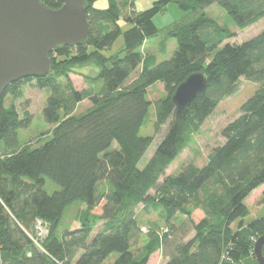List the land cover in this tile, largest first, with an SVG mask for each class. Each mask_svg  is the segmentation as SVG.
I'll return each instance as SVG.
<instances>
[{
  "label": "trees",
  "instance_id": "1",
  "mask_svg": "<svg viewBox=\"0 0 264 264\" xmlns=\"http://www.w3.org/2000/svg\"><path fill=\"white\" fill-rule=\"evenodd\" d=\"M61 1L40 0L52 10ZM97 1L86 0L87 44L57 47L48 76L17 81L0 100L3 264H103L112 254L117 255L112 264H148L157 251L163 264H257L253 245L264 236V217L246 223L245 200L264 186V31L239 45L226 43L233 33L204 10L218 5L243 30L264 19V0H155L140 13L134 11L135 0H108L104 9L92 7ZM170 3L185 15L157 28L153 18ZM123 22L129 26L125 31ZM120 36L124 48L106 55ZM159 37L158 53L143 54L142 48ZM169 39L176 49L165 59ZM86 64L98 71L84 81L101 82L98 90L73 86L74 69ZM194 73L205 75L206 88L190 104L186 119L178 120L172 95ZM242 78L258 88L241 105V115L222 129L223 143L211 149L202 168L189 161L177 176L164 177ZM25 84L50 91L42 116L51 128L34 146L19 141L32 117L25 110L21 118L13 104L23 99ZM157 84L165 95L152 102L148 91ZM5 96L12 99L8 106ZM85 101L90 106L77 114ZM151 106L154 135L165 130L139 168L154 140L139 135ZM46 181L58 189L48 194ZM78 202L84 204L76 215L79 227L58 237L64 210ZM150 202L163 207L166 230L148 229V241L134 253L133 241L142 233L135 211ZM260 203L264 208V190ZM195 211L203 214L198 222L192 219ZM178 217L183 219L174 224ZM35 220L47 225L42 251L26 235L33 233Z\"/></svg>",
  "mask_w": 264,
  "mask_h": 264
},
{
  "label": "rangeland",
  "instance_id": "2",
  "mask_svg": "<svg viewBox=\"0 0 264 264\" xmlns=\"http://www.w3.org/2000/svg\"><path fill=\"white\" fill-rule=\"evenodd\" d=\"M155 0H135L134 1V11L135 12H143L151 7ZM108 6V0H100L94 2L92 7L97 9H104ZM204 13L214 20L219 26L225 27L230 30L234 37L228 40L226 43L239 45L243 42H246L260 33L264 31V19L258 21L252 26L240 30L230 19V17L221 9L218 5H211L204 10ZM185 15L184 12L180 11L178 7L174 3L168 4L165 9L157 14L153 18V23L157 28H162L171 24L173 21H176L182 18ZM122 23V22H121ZM129 28V26L125 25L123 22L122 30L125 31ZM161 42L160 37L158 39L152 40L146 46L142 48V53L147 55L150 53L157 54L159 43ZM167 46V56L165 59L170 58L175 49L176 42L174 39H169L166 42ZM124 48L123 38L120 36L112 45L111 49L106 51V55H113L117 52L121 51ZM221 48V47H220ZM76 72L75 75H71L70 79L72 80L73 86L77 90H82L87 88V84L84 81L83 76L95 77L97 73V68L93 67L90 64L78 66L74 69ZM139 70L131 76L128 82L136 78ZM96 81L90 83L89 85L94 89H99L101 87V82L95 84ZM127 82V83H128ZM258 85L248 82L245 79H240L236 89L233 91L232 95L225 98L217 107V109L213 112V114L204 122V124L200 127V131L193 135L191 138V142L187 148H185L181 154L177 157V159L168 167L166 170L164 177L177 176L180 172V169L183 164L189 161H193L194 164L198 168H202L206 163V157L210 153L211 149L217 147L218 145L223 143V139L221 137L222 129L230 122L238 118L240 114L241 105L251 97L254 92L257 90ZM50 91L48 89L40 90L34 85L26 86L23 89V99L14 101V107L18 111L19 115L22 118L23 112L26 110L32 117L31 125L26 130L19 131V141L22 144L30 143L31 146H34L35 141L40 137L41 140L47 138L46 134H48L51 126L46 124L43 120L42 110L44 109L46 99L48 98ZM164 91L162 85L157 84L151 87L148 91V99L150 101H155L163 97ZM12 99L10 96H5L3 100L4 106H8ZM90 104L85 101L81 103L76 113H81L86 110ZM163 131L157 135H154V107L151 106L148 109L147 116L143 126L139 131V135L142 137L153 136L154 140L152 144L149 146L147 152L139 162L138 167L143 168L145 164L149 161L150 157L155 152L157 145L160 141V138L164 132ZM43 135V136H42ZM116 145L112 146L114 149ZM162 181V178L160 182ZM45 191L48 194H51L55 190L58 189L56 185H54L50 181H46V185L44 187ZM264 190V186L256 189L251 195L245 200V204L248 207L250 214L245 219V222L248 223L254 219L263 218L264 217V208L261 205V194ZM148 207L140 206L136 209V220L140 227L142 228L141 235L137 238V240L133 241L132 250L133 252H137L140 250L148 241L146 236L147 230L150 228H156L161 231H165L166 221H165V211L162 206L158 204H154L152 202L146 203ZM84 209V204L75 203L69 207H67L61 217V220L56 229V235L61 237L64 232L72 231L79 227V224L76 221V215L78 211ZM203 217L201 211H195L192 215V219L195 222H198ZM182 217H178L177 220L173 219L174 224H178ZM102 223L98 224L96 229L94 230L92 237L100 231ZM117 258L116 254H112L103 262V264H112ZM165 259L163 258L160 251L155 252L151 255L148 264H163Z\"/></svg>",
  "mask_w": 264,
  "mask_h": 264
},
{
  "label": "water",
  "instance_id": "3",
  "mask_svg": "<svg viewBox=\"0 0 264 264\" xmlns=\"http://www.w3.org/2000/svg\"><path fill=\"white\" fill-rule=\"evenodd\" d=\"M52 10L40 0H0V100L17 81L41 79L52 71L50 54L60 46H84L89 30L86 0H62ZM207 85L203 73H194L177 86L172 103L178 120ZM264 236L253 245L257 264H264Z\"/></svg>",
  "mask_w": 264,
  "mask_h": 264
},
{
  "label": "built area",
  "instance_id": "4",
  "mask_svg": "<svg viewBox=\"0 0 264 264\" xmlns=\"http://www.w3.org/2000/svg\"><path fill=\"white\" fill-rule=\"evenodd\" d=\"M47 233H48L47 225L40 220H35L33 233L27 231L26 235L29 238V240L32 242V244L35 245L36 248L42 251L40 247V243L45 239ZM0 264H3L1 248H0Z\"/></svg>",
  "mask_w": 264,
  "mask_h": 264
},
{
  "label": "crops",
  "instance_id": "5",
  "mask_svg": "<svg viewBox=\"0 0 264 264\" xmlns=\"http://www.w3.org/2000/svg\"><path fill=\"white\" fill-rule=\"evenodd\" d=\"M147 44H148V43H147ZM147 44H146V45H147ZM26 86H27V87H28V86H31V84H25V87H26Z\"/></svg>",
  "mask_w": 264,
  "mask_h": 264
}]
</instances>
